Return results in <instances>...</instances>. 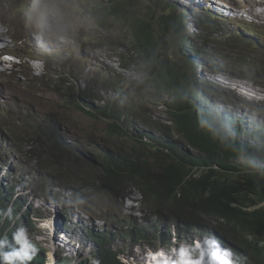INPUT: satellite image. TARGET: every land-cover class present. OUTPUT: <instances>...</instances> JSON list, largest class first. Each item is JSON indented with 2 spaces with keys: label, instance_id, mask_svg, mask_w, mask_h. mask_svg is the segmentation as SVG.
<instances>
[{
  "label": "clouds",
  "instance_id": "obj_1",
  "mask_svg": "<svg viewBox=\"0 0 264 264\" xmlns=\"http://www.w3.org/2000/svg\"><path fill=\"white\" fill-rule=\"evenodd\" d=\"M170 1L167 2L168 7L176 10L171 18H176L181 24L184 35L182 46L176 45L175 54L185 60L189 54H200L198 60L200 67H203V71L196 74L198 79L189 68L196 83L197 95L193 100L197 119L213 134L232 136L242 148L246 146L264 150V66L261 70L248 67L253 74L258 73L254 79L242 70L210 67L209 62L202 61L201 49L195 50L194 44L190 43V36L193 39L190 29L195 27L199 32V26L205 28L211 24L198 37L197 44L201 47L204 38L213 35L210 31L217 26V21L206 24L202 15L196 13L195 19L190 9L182 13L175 2ZM212 1L218 3L213 10L203 6H208L206 0L189 8L196 11L194 8L198 9L200 5L220 20L227 21L241 19L240 14H245L241 11L242 5L241 8L234 7L238 5L234 1ZM101 2L96 6H105ZM153 6L154 10L161 11L155 3ZM92 7L89 11L86 7L84 16L95 27L105 30L108 23L104 22L100 26L94 18ZM179 17L183 18L180 20ZM187 17L192 18L190 23L193 25L187 21ZM158 18L157 13L150 22L157 34L154 35L156 43L169 62H177L170 61L168 47L161 44L160 39L168 36L169 32L162 35L161 28L159 30L156 24L153 25L156 20V23L159 22ZM196 21L200 24L196 25ZM113 22L118 21L112 19ZM119 23L129 29L132 46H116L115 50L122 61L134 63L135 70L142 75V84L150 85L151 93L141 88L142 84L134 85L126 77L117 79L103 70L93 79L87 76L84 81L86 87L73 93L75 88L68 85L71 80L64 79L69 74L66 72L65 60L73 54V41L65 36L60 40L56 35L55 40L63 45L54 51L55 57L46 52L51 41L36 33L29 34L30 42L24 45L26 56H19L10 50V39L0 43V60L6 62L4 77L8 70L12 72L16 66L29 69L28 61L39 66L34 73L39 79H45L49 74L48 84L60 85V88L54 86V94L61 99L66 109L78 118L89 120L91 143L88 146L93 149L91 152L67 145L66 140L56 137L58 132L55 136L54 131H50L49 122L48 126L28 118L16 122L20 128L10 134L36 162L38 172L37 179L26 181L23 193L18 196L0 195V264H90L92 255L96 256L93 264H129L127 259L135 263L133 255L143 260L138 264H264V240L260 231L252 225L241 223L242 214L235 204L218 202L215 209L209 211L198 203L199 193L192 179L198 178L201 165L193 167L194 178L170 176L166 168L168 163L156 156L159 152L170 154L174 149L178 156L170 155L179 161L204 158L202 153L186 145L174 132L169 113L177 97L164 91V84L147 72L139 58L136 50L137 24ZM89 42L93 45L91 40ZM100 47L104 48L105 45ZM5 48L8 51L2 53ZM91 56L94 58V53ZM48 59L53 63L52 68ZM122 68L128 69V66L123 65ZM0 70L3 68L0 67ZM29 70L31 74V67ZM84 72V69H79V73ZM209 75L214 78L224 76L225 81L222 80L221 84L225 86L221 85L220 96L213 92L208 96L209 93H206L209 89L206 85H210L205 80ZM111 77L114 78L112 81L109 80ZM229 81L242 84L241 90L234 93L229 88ZM257 90L258 93H255ZM11 95L17 97L15 91ZM224 98L250 108L252 120L233 119L231 112L235 105ZM151 104L165 112V122L150 115L148 107ZM50 120L55 131H58L60 119L53 117ZM140 154H146L147 157L142 159L145 163L137 164ZM246 154L257 166H263L264 153L253 156L248 152ZM111 168L117 174L106 173ZM213 168L218 170L217 165ZM63 175L67 176L68 182L75 179L73 185L68 184L75 215L53 191L45 193L36 188V192L24 193L33 188L34 182L39 183L43 176L46 180L55 181L58 184L56 188H62L68 183L63 180ZM229 182L235 184V177L231 176ZM96 200L118 206L117 211L124 206L131 207L136 214L126 217L124 214H113L116 216L97 218L85 205V202L94 203ZM225 209L239 212L240 217L228 215ZM87 228L92 230L86 234ZM154 257L159 260L156 261Z\"/></svg>",
  "mask_w": 264,
  "mask_h": 264
},
{
  "label": "rangeland",
  "instance_id": "obj_2",
  "mask_svg": "<svg viewBox=\"0 0 264 264\" xmlns=\"http://www.w3.org/2000/svg\"><path fill=\"white\" fill-rule=\"evenodd\" d=\"M141 1L145 5L144 7L150 5L149 2L152 1L161 11H165L164 13L158 12L159 17H168V15L172 17L174 16L173 13H176L174 8L168 7L167 2L171 3L170 0ZM173 1L180 12L185 13L190 9L195 19L197 13V15H202L206 24L212 23L214 20L218 23L210 31L213 33V35L209 34L211 38H204L201 47L197 44L198 37L202 36L201 31L207 30L211 24L205 26V28L199 26L201 29L199 32L196 31L195 27L190 29L193 36V39L191 36L189 38L190 43L194 44L195 50L201 49L202 61L209 62L212 68L229 67L230 69L242 70L249 74V78L251 79H254L258 75V73L253 74L248 67L261 70L264 66V13L258 17L254 16L255 13L254 15L252 14L260 6L257 7L254 4L255 2H248V0H233L238 4L235 5L236 8H241L240 5L244 6L242 7V13L245 14H240L241 19L227 21L220 20L215 14L203 9L204 7L200 5H198V9L194 8L196 11H193L189 7L195 5L194 0ZM99 2H104L105 6L109 4V0H0V43L6 39H10L12 41V48L10 50L19 56H26L24 45L27 46L28 42H30L28 38L29 34L36 33L39 37L51 41L48 42L49 48L46 49V52L51 57H55L54 51H58L63 45L55 40L56 35L60 40H63L64 36L72 39L73 54L65 60L66 72L69 74L64 79L71 80L68 85L75 88L73 93H76L78 89L86 87L84 81L87 76L93 79L101 70L111 73L117 79L126 77L134 85L142 84V75L135 70L134 63L122 61L120 55L117 54V50H115L116 46H132L129 29L122 23H112L113 18L109 17L108 26L105 27V30H101L95 27L93 23L91 24L87 16H84L83 11H85L86 7L87 11H89L92 6H96ZM206 3L209 4L210 2L207 1ZM210 4L213 7L218 6V3ZM203 6L209 10H213L207 5ZM261 6H264V4ZM191 19V17H187L189 23ZM159 22L156 23L157 29H159ZM167 37L164 36L163 40L166 39L168 43L170 61L186 64L184 58L176 56V44L170 42ZM89 40L93 42V45L90 44ZM101 45H105V47L101 48ZM92 53L95 55L94 58L91 56ZM48 61L52 68L53 63L49 59ZM4 62L2 61L1 65L4 66L6 64ZM28 64L29 69L31 67V74L29 69L26 70L16 66L12 72H15L17 77H15V74L13 76L10 70L6 72L7 75L5 77L4 75L0 77V92H2L0 93V195L4 196L15 194L18 196L26 188V181L31 178L32 180L37 179L38 170L35 168L36 162L21 145L17 144L10 134V132L13 133L17 131L16 129L20 128V125L16 124L18 120L28 118V120L37 121L39 124L45 126H48L49 122L50 131H54L55 136L56 132H58V136L56 137L66 140L67 145L82 147L93 152L92 147L88 146L91 143L89 120L78 118L70 113L61 99L54 94V86L60 88V85L48 84L50 81L49 74L45 79H39L34 75L39 66L30 61H28ZM123 65H127L128 69H123ZM79 69H84L85 72L79 73ZM199 71L202 72L203 67L199 68L198 73ZM203 75L205 76V74ZM194 76L198 79L197 75L194 74ZM3 77L9 83L19 80L21 86L20 82L9 85L5 83ZM113 79V77L109 78L111 81ZM222 80L225 81L224 76L214 78L212 75H209L207 77L205 81L210 85H206L209 88L206 91V93H209L208 96L212 95L211 92L220 96L219 92L222 86H225L221 84ZM44 82L47 84L44 85ZM228 83L229 88L233 91H238L242 88V84L239 82L229 81ZM140 87L150 93L152 92L150 85L142 84ZM14 91L17 97L11 95ZM255 93H258V90ZM229 95L232 94L229 93ZM224 99L233 102V105H235L233 106L234 110L236 107H240L242 114L250 116L251 118L248 122L252 120L253 116L250 108L245 107V105L238 101L230 100L229 98ZM245 100L247 99L245 98ZM148 111L152 117L161 122L166 121L165 112H162L160 107L155 108V105L151 104L148 107ZM70 114L73 115L72 118ZM53 117H58L61 121L58 131H55L52 126L50 118L53 119ZM63 176V180L68 182L67 176ZM21 178L22 180L20 181L19 179ZM72 183H75V179L70 180L62 188H56L57 186L55 185L58 184L55 181L46 180L43 176L39 180V183L34 182L32 184L33 188L30 191L26 190L24 193L27 195L36 192V188L45 193L53 191L60 202L75 215L76 210L73 208L72 197L68 193V184L73 185ZM15 188H17L16 192ZM85 205L87 206V210L95 214L97 218L116 216L113 214H124L125 217L129 216V214H136L131 207L124 206L123 209L117 211L118 206L114 204L107 205L102 200H96L94 203L85 202ZM79 221L82 222L83 220ZM71 224L74 223L71 221ZM91 230L87 228L85 233L87 234Z\"/></svg>",
  "mask_w": 264,
  "mask_h": 264
},
{
  "label": "trees",
  "instance_id": "obj_3",
  "mask_svg": "<svg viewBox=\"0 0 264 264\" xmlns=\"http://www.w3.org/2000/svg\"><path fill=\"white\" fill-rule=\"evenodd\" d=\"M151 5L144 7L141 0H109L108 5L95 6L92 10L100 26L104 22L108 23L109 17L129 25L137 24L136 50L139 58L145 64L147 72L164 84V91L177 97V102L172 104L170 108L172 112L169 113L174 132L186 145L202 153L204 158L179 161L170 155L178 156L174 149L170 154L159 152L156 156L168 163L166 168L170 176L194 178L193 167L201 165L198 178L192 179L193 186L199 193L198 203L209 211L214 210L218 202L235 204L242 214L241 223L257 228L264 240V164L257 166L246 154L248 152L253 156L264 153V150L246 146L242 148L240 142L232 136L213 134L200 123L195 115L196 103L193 100L197 95L196 83L188 67L200 64L198 60L200 54H189L186 59L188 66L169 62L156 43L154 36L156 33L152 30L150 22L156 18L159 11L152 8H155L154 3ZM179 18L181 20L183 17ZM158 19L162 35L169 32L167 37L169 41L178 47L182 46L184 35L177 19L171 17ZM163 38L161 44L167 46L168 43ZM146 157V154L138 155L137 164L145 163L142 159ZM215 165L218 166V170L213 168ZM107 173L117 174L113 168L108 169ZM231 176L235 177V184L229 182ZM225 211L232 217H240L237 211L231 209Z\"/></svg>",
  "mask_w": 264,
  "mask_h": 264
},
{
  "label": "bare ground",
  "instance_id": "obj_4",
  "mask_svg": "<svg viewBox=\"0 0 264 264\" xmlns=\"http://www.w3.org/2000/svg\"><path fill=\"white\" fill-rule=\"evenodd\" d=\"M204 1V0H203ZM210 2V3H212V4H217L216 2L214 3V1H212V0H206V2ZM226 1V0H225ZM227 1H229V0H227ZM233 1V0H232ZM200 3L201 4V2H200V0H194V3H195V5H197V3ZM248 2H255L254 4H256L257 5V7L258 6H260L259 7V9L258 10H256V11H254L252 14L254 15V13H255V15L254 16H256V17H258V16H261V15H263V13H264V6H261L262 4H264V0H248ZM208 4V6L209 7H211L212 9H213V6L211 5V4ZM245 3V2H244ZM241 4V3H240ZM246 5V4H245ZM252 5V4H251ZM243 6V5H242ZM248 6V5H247ZM234 7H236L235 5H234ZM244 7V6H243ZM250 9V8H249ZM242 12H243V10H241ZM250 11V10H249ZM182 13H184V12H182ZM219 15H222V14H219ZM193 17V16H192ZM263 19H264V17H263ZM262 20V19H261ZM195 24L196 25H198V24H200L198 21H196L195 22ZM205 27V26H204ZM6 51H8V49H4L3 51H2V53H4V52H6ZM2 61H4V60H0V67H2L3 68V70H0V77L1 76H3L4 75V73H5V69H4V67H5V65L3 66V65H1V62ZM4 63H6V62H4ZM189 68L191 69V71L193 72V73H196V74H199L198 73V70H199V68H200V64L199 65H190L189 66ZM233 91V90H232ZM234 93L236 92V91H233ZM0 93H2V92H0ZM231 116L232 117H235V118H238V119H244V121H248L251 117L250 116H248V115H244V114H242L241 113V110H240V107H236L235 108V110L234 111H232L231 112ZM103 150H108V149H103ZM106 173H107V170H106ZM113 217H115V216H113ZM133 257H134V260L133 261H135V263H133L132 261H131V259H127L128 260V262H129V264H138V263H141L143 260L142 259H140V258H138V256L137 255H133ZM154 259H157V257H154ZM159 259H157L156 261H158ZM93 261H96V256L95 255H92L91 257H90V259H89V262H90V264H93Z\"/></svg>",
  "mask_w": 264,
  "mask_h": 264
}]
</instances>
